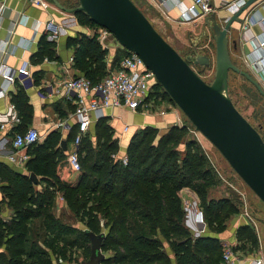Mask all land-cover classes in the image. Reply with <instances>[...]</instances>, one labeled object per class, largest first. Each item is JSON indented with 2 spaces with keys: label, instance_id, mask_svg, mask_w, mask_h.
<instances>
[{
  "label": "trees",
  "instance_id": "trees-1",
  "mask_svg": "<svg viewBox=\"0 0 264 264\" xmlns=\"http://www.w3.org/2000/svg\"><path fill=\"white\" fill-rule=\"evenodd\" d=\"M74 14L80 23L95 24L81 10ZM67 45L73 50V67L81 74L92 82L106 75V49L95 36L68 37ZM54 46V40L41 35L36 54L51 56ZM261 97L260 93L254 95L255 99ZM161 98L175 104L155 80L146 102ZM12 100L20 120L29 121L31 109L22 88L16 90ZM261 107L254 116L264 122V97ZM149 128L155 132V127ZM256 129L264 139L258 126ZM145 130L129 140L127 163L123 164L111 157L116 151V140L109 124L99 119L92 129L94 137L88 132L78 145L81 171L74 184L61 181L56 174L58 161L66 156L58 129H52L42 141L28 147L30 157L25 166L29 173L42 178V191L34 189L28 174L0 166V176L7 182L1 185L0 211L4 198L14 208L9 221L0 217V240L4 239L6 244V252H0V264H50L47 252L38 246L39 239L63 257L68 251L72 256L73 245L81 242L86 259L90 254L88 231L104 234L101 250L108 253L103 264H171L164 241L177 264H220L221 246L215 234L238 211V196L210 195L221 183L220 174L202 144L189 136L185 125H172L154 141L144 140ZM76 131V123L71 122L66 140H73ZM182 187H189L198 196L207 233L193 235L185 226L186 211L178 193ZM56 192L84 227L78 228L54 215L51 199ZM236 236L244 253L257 248L258 238L249 224L239 226Z\"/></svg>",
  "mask_w": 264,
  "mask_h": 264
},
{
  "label": "crops",
  "instance_id": "crops-1",
  "mask_svg": "<svg viewBox=\"0 0 264 264\" xmlns=\"http://www.w3.org/2000/svg\"><path fill=\"white\" fill-rule=\"evenodd\" d=\"M43 1L47 3L45 7L33 3L31 0H5L8 9H6V11L0 16V63L3 64L0 67V88L5 85L2 70L5 69L4 72L15 74L13 83L9 84L5 93L0 96V125L2 123L5 124L4 127H0V166L10 168L14 172L28 174L36 191H42L45 186L42 178L35 175V181V179L31 177V173L26 169V162L25 164L19 165L8 158V155L15 152L12 144L13 134L16 131H21V129L25 130L28 127H34L40 134H42V139L40 140L42 141L45 135L53 129L50 128L53 123L65 119L69 113L72 112L74 109L73 103L70 98L66 96L64 89L59 87V90L55 91L58 87V81L63 76L67 74H81L73 67V61L69 60L70 55H73V50L71 46L67 45V38L76 36L92 38L98 27L96 23H80L76 18L74 11L68 12L59 9L52 0ZM58 1L66 7H74L78 4V0ZM133 1L143 11L156 30L167 41L173 40L172 42H174L175 45L179 44L182 46L183 33L186 34L188 31H190V34H194L199 30L201 33L207 32L211 34L213 39V33L204 22L203 16L182 19V13L188 9L191 0ZM226 1L231 0H211L213 11L222 12L225 15L226 13L230 14L231 12L224 7ZM17 12L21 13V15H26L25 21L14 22L13 19ZM253 13L264 15V0H256L251 3L240 14L241 17L244 18L242 23L239 24L234 22L232 24L227 32L228 48L230 57H235L239 64L237 65L236 61H232L240 68L242 67V64L247 66L254 73L255 79L257 81L260 80L264 85V60L263 62L258 61L253 65L248 62V59L253 58L254 54L261 53L262 51L264 52V46H261L259 43V41L264 38V26L256 22L250 23L248 21ZM49 18H53L62 25V29L58 36L52 39L55 41V51L51 56L37 55V41L41 35H46L43 30V23ZM245 23H247V26H245ZM11 28L13 29L14 34L12 35L6 49L1 50V43L7 38V31ZM252 35L255 37L253 40L249 39ZM107 44L108 46L105 48L106 51L104 54V63L105 68L108 71V69L115 67L120 57L124 54L125 49L109 42ZM50 86L53 87V90L50 89ZM19 88H22L31 109L29 121L25 122L20 120L15 103L12 100V96ZM149 100L148 103L152 105L154 104V107H156L154 113H147L146 111L134 112L126 107H106L98 112H93V121L90 123L86 133L90 132V136L93 138L92 129L94 124L99 119H104L111 127L113 139L116 140V144L120 146L119 149L121 150L124 149L122 145H127L130 136L135 130L146 125H151L157 128V132L162 134L172 125H175L177 117L182 119L181 111H179L176 105L170 100L166 98H161L159 101L153 99ZM16 116L19 118V121H15V123L11 125V120ZM69 119L70 122H74L75 120L74 118ZM124 124H128L127 131L122 129ZM58 130L62 133V139L66 142V149H62L66 153V156L58 161L56 174L61 181L74 184L77 182L78 178L77 175L75 178L71 177L70 174L75 173V171L72 170L67 162L68 152L72 148V140H66L67 130ZM19 153H26L30 157L28 148L19 149ZM6 183L7 182L0 176V200L3 198L1 185ZM178 193L182 200L187 199L191 203V207L187 210L185 209V226L193 235H197L196 233H207L208 227L203 212L198 204V196L189 187H182ZM61 196L62 195L59 192H56L51 199V210L54 215L68 223H73V225H76L78 228L84 227L83 224L73 217L71 212L69 213L64 199ZM5 200L6 199L4 198L1 203L0 217L4 221H9L14 215V208L9 207ZM244 210H239L231 215L227 220L225 227L220 232H217L215 236L220 241L234 243L238 254L246 262L259 252L262 254L264 260V254L261 252V244L252 252L244 253V251L239 248L241 242L236 236L237 228L245 224H249L252 228L255 227L244 214ZM33 219L37 221L39 218ZM37 243L38 246L47 252L50 264H80V261L85 259L83 254L82 256L80 255L77 260L74 259L75 253H79L80 247L83 248L81 242L78 245H73L72 256L68 251L67 255L64 257L61 255L57 256L50 247L44 246L41 239H39ZM164 248L170 258L171 264H177L172 249L165 241ZM239 249L241 250V253H239ZM2 251L6 252L4 239L0 240V252Z\"/></svg>",
  "mask_w": 264,
  "mask_h": 264
},
{
  "label": "water",
  "instance_id": "water-1",
  "mask_svg": "<svg viewBox=\"0 0 264 264\" xmlns=\"http://www.w3.org/2000/svg\"><path fill=\"white\" fill-rule=\"evenodd\" d=\"M52 1L64 11L85 12L94 23L107 28L121 47L138 54L194 128L217 148L264 203V139L228 95V73L232 70L248 79L264 97L263 87L232 61L228 48V30L234 22L242 23L240 14L256 0H246L230 14L212 10L203 16L214 40L215 71L211 82L202 79L133 0H78L74 7ZM194 63L209 65V57L197 55ZM60 145L66 149L64 139ZM30 175L35 179V174ZM87 235L90 254L80 264H100L105 258L101 250L104 234L88 231Z\"/></svg>",
  "mask_w": 264,
  "mask_h": 264
},
{
  "label": "built area",
  "instance_id": "built-area-1",
  "mask_svg": "<svg viewBox=\"0 0 264 264\" xmlns=\"http://www.w3.org/2000/svg\"><path fill=\"white\" fill-rule=\"evenodd\" d=\"M37 5L45 7L47 3L43 0H31ZM245 0H231L226 1L224 7L231 13L237 11ZM6 9H8L5 0H0V16ZM213 10L211 0H191V3L187 10L182 13V19H190L195 16H204ZM26 15L18 13L13 19L14 22L25 21ZM250 23H259L264 26V15H258L253 13L251 18L248 19ZM244 24V22H243ZM242 24V26H243ZM247 26V23H245ZM62 29V25L55 21L53 18L47 19L43 23V30L48 39H54L58 36ZM7 38L1 43V50L6 49L9 45L10 39L14 34L13 29H8ZM94 36L106 48L108 42L106 39L112 36V33L105 27L98 25L95 30ZM24 38L23 36H21ZM114 37V36H113ZM253 35L249 39L253 40ZM23 40V39H22ZM261 46H264V38L259 41ZM123 48V47H122ZM70 61H73V55L69 57ZM264 52L253 55V58L248 59L251 65L258 61L263 62ZM3 64L0 63V67ZM5 85L0 88V96L5 93L7 86L12 84L15 79L14 73L4 72ZM1 72V68H0ZM156 80L152 70L147 68L138 54L125 49L124 54L120 57L114 68L108 69L106 75L99 80L92 82L83 74L77 75H65L58 81V87L55 91L62 87L66 93V96L70 98L74 104V109L69 115L63 119L53 123L50 128L69 130L71 122L69 118H74V122L77 125V131L73 137L72 148L68 152L67 162L73 171L79 172L81 170L80 161L78 158V145L82 137L87 132L90 123L93 121L92 113L98 112L106 107H126L132 111H146L152 104L146 102V97L151 90L152 83ZM53 90V87L50 86ZM148 106V107H147ZM175 125H185L196 136L198 131L194 127L187 125L182 119L176 118ZM10 123L13 125L15 121H19V118L14 117ZM5 124H1L0 127H4ZM124 131H127L128 124H124ZM42 139V134L34 127H28L23 131H16L13 134L12 144L15 149L13 154L8 155V158L16 162L19 165L25 164L29 155L26 153H19V149H27L31 144L39 142ZM197 140L201 143L199 137ZM111 157L119 160L123 164L127 163L126 153L119 154L117 152L111 153ZM62 197V196H61ZM184 209L191 207L189 200H182ZM244 214L249 218L248 213L244 211ZM221 246V259L220 264H264L263 256L259 252L253 258L247 262L242 259L238 254L235 244L228 241H220Z\"/></svg>",
  "mask_w": 264,
  "mask_h": 264
},
{
  "label": "rangeland",
  "instance_id": "rangeland-1",
  "mask_svg": "<svg viewBox=\"0 0 264 264\" xmlns=\"http://www.w3.org/2000/svg\"><path fill=\"white\" fill-rule=\"evenodd\" d=\"M240 35V33H239ZM183 44L182 46L177 44L175 45L174 42L168 41L177 51L178 53L185 59L189 60V64L192 68L204 79L206 82H211L214 77V40L210 33H201L199 30L196 33L190 34L188 31L186 34L183 33ZM107 42L112 43L113 45H121L117 42V40L112 36L106 39ZM197 55H206L209 57V65H202L194 63V58ZM233 61L237 62L235 57H231ZM241 68H245L252 77L255 78L254 73L245 65L242 64ZM244 69V70H245ZM244 77V76H243ZM241 74L230 70L228 73V95L230 96L231 100L233 101L234 105L237 109L253 124L255 127L258 126L260 131L264 136V122L259 119L257 116H254L256 109H262L261 101H263V96L259 99H255L254 95L258 94L259 92L256 87L249 82L248 79L245 80ZM260 85L264 89V85L258 80ZM256 91L258 93H256ZM150 100L148 99L147 102ZM148 107V106H147ZM177 107V105H176ZM178 108V107H177ZM156 107L154 104L148 107L147 113H154ZM179 109V108H178ZM179 111H181L179 109ZM183 121L189 125L190 127H194L189 119L185 116V114L181 111ZM262 121V126L259 125V122ZM151 125H146L145 127H141L138 130H135L134 133L130 136L133 137L134 134L140 133L144 128L146 129L147 136H145V141H154L156 136L160 133L157 132V128H155V132L151 131L152 128H149ZM153 127V126H152ZM144 132V131H143ZM150 132V133H148ZM152 132V133H151ZM189 136H193L196 140L199 137L201 143L203 144V148L206 151L210 161L212 164H215L217 170L221 177V183H219L212 191H210V195L220 196V195H227L229 197L234 198L235 195L238 196V211L244 210L248 213L249 221L255 226L253 230L255 231L257 238H258V246L262 245V253L264 254V203L260 198L256 196V194L246 185V183L236 174V172L230 167L228 162L225 158L221 155V153L217 150V148L208 140L206 139L200 132H198L197 136L188 130ZM141 137V136H140ZM198 141V140H197ZM129 142H127L128 145ZM127 145L122 147L124 149H119L120 146H116V151L119 154L126 153L127 154ZM81 171V170H80ZM79 172L71 173V177L77 178L80 174ZM69 210V209H68ZM70 213V210H69ZM67 216V215H66ZM64 218V216H63ZM68 220V217H67ZM240 250V249H239ZM82 248L80 247L79 253H75L74 259H78L80 255L82 256ZM104 254L108 253V251L103 250ZM241 253V250L239 251ZM100 264H103L102 262Z\"/></svg>",
  "mask_w": 264,
  "mask_h": 264
}]
</instances>
